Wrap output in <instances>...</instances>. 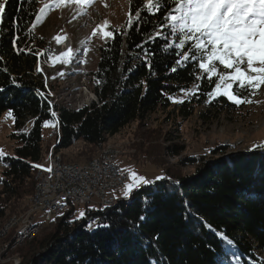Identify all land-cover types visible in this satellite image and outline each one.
<instances>
[{"label": "trees", "instance_id": "trees-1", "mask_svg": "<svg viewBox=\"0 0 264 264\" xmlns=\"http://www.w3.org/2000/svg\"><path fill=\"white\" fill-rule=\"evenodd\" d=\"M39 4L6 0L0 23V119L11 120L15 142L13 153L0 158V228L11 216L29 210L36 174L54 145L65 162L83 164L64 153L78 146L80 156L88 158L84 163L90 162L111 138L159 110L171 109L184 121L198 107H205L200 115L204 120L237 110L225 96L207 95L215 84L193 67L196 61L176 63L179 57L168 47L176 37L167 35V13L146 12L140 0L130 3V12L139 11L147 22L134 20L131 26L115 28L114 38L99 48L93 86L98 102L78 110L54 104L39 71L50 52L33 27ZM198 75L205 78L197 80ZM185 89L194 94L173 102ZM46 122L59 123L58 140H50ZM171 145L173 155L183 151ZM131 148L129 159L157 164L163 178L112 207L88 211L82 221L74 220L75 207L70 206L49 220L50 233L26 244L22 264H264L263 147L227 160H208L205 154L188 159L196 164L191 176L166 169L153 154L136 148L131 153ZM229 149L220 146L211 154L224 155ZM88 218L98 220L91 232ZM221 233L231 245L222 242ZM10 241L0 239V252Z\"/></svg>", "mask_w": 264, "mask_h": 264}, {"label": "rangeland", "instance_id": "rangeland-1", "mask_svg": "<svg viewBox=\"0 0 264 264\" xmlns=\"http://www.w3.org/2000/svg\"><path fill=\"white\" fill-rule=\"evenodd\" d=\"M0 3H6V0H0ZM145 3L147 4V0ZM45 4L49 5L46 16L42 22L37 23L36 21L35 23L36 34L47 45V50L50 51L46 55V59L39 63V71L43 74L45 88L54 104L58 103L69 110H78L90 106L96 100L93 86L96 81L94 72L99 62V48L113 39L112 37H104L103 32H98L97 35H93V32L98 29V26L107 22L108 27L104 31H111L114 36L115 28L121 29L128 25L131 10L130 2L129 0H94L93 4L83 8L76 3L57 8L55 7V0H40L39 8ZM57 37L60 38V42L57 41ZM63 38L69 42L70 46L67 50L64 48V51L59 52L58 46ZM69 49L73 50L74 58L68 64L60 62L58 58L62 57L63 53ZM220 70L230 71L223 69V66H220ZM186 97L184 92L178 98L173 99V102L182 101ZM248 98L252 100V103L237 105V110L223 113L217 117H210L211 120L201 118L200 115L205 109L204 106L198 107L194 116L187 121L176 118L170 113L171 109L159 110L149 115L143 122L133 123L125 128L118 136L111 138L106 146L122 149L123 153L116 160V164L123 171L135 172L148 182L162 179V168L150 162L143 165L141 162L129 159L127 154L130 152V146H134L138 152L153 154L154 158L158 161L161 160L159 162L166 169L174 168L179 170L182 175L191 176L195 173L196 164L187 163L188 159L205 154L208 156V160L213 159L212 157L227 160L230 155L246 153L264 145V85L261 86L257 95ZM54 114L55 117L58 116V113ZM29 127L30 124H28ZM53 129L52 126H48V134ZM13 133L14 128L11 120L6 117L1 118L0 150H2L3 155L13 153L15 148V142L11 138ZM50 140L53 141L51 133ZM171 144L179 145L183 151L173 155L169 150ZM220 146L229 147L228 153L213 156L211 151ZM134 149L131 150V153L135 152ZM64 154L71 161L78 163L84 164L88 159L80 156L78 146ZM48 157L46 162L42 164L44 167L47 166ZM3 169L4 165L1 164L0 170ZM36 178L37 174L35 182H37ZM129 183H131L130 178L127 184ZM142 185L144 184H141L140 187ZM125 190L126 186L115 191L114 196L117 199L125 198ZM135 190L133 189V191ZM100 209L101 207L95 204L75 206L74 220L82 221L87 216L88 211H100ZM81 212L84 213L83 217H80ZM34 216L37 223L42 226L35 238H42L51 232L53 226L45 220V212L37 211ZM10 218L2 227L10 221ZM86 224H92L89 218L86 220ZM12 233L16 232L12 231L10 236H0L1 240L11 238L10 243L0 252V264H19L20 261L22 264L24 262L23 254L28 248L26 244L32 240L13 248L11 243L14 235ZM19 248L22 251L17 253ZM263 255H261L262 258H264Z\"/></svg>", "mask_w": 264, "mask_h": 264}, {"label": "snow or ice", "instance_id": "snow-or-ice-1", "mask_svg": "<svg viewBox=\"0 0 264 264\" xmlns=\"http://www.w3.org/2000/svg\"><path fill=\"white\" fill-rule=\"evenodd\" d=\"M32 2L37 3L38 0ZM129 2L132 3L133 0ZM71 3L83 8L93 4L94 0H55V7ZM140 3L146 12L167 13L164 16L170 27L167 35L176 37L168 47L179 57L176 60L178 65L196 61L193 67H198L202 73L207 74L209 83L215 84L213 90L207 94L209 97L215 99L223 95L236 105L252 103L248 97L257 95L264 85V0H147L146 5L140 0ZM169 5L172 7L169 8ZM48 10V4L39 8L37 23L42 22ZM4 14L5 4L0 3V23ZM142 19L147 22L139 11L134 14L130 12L129 26L134 20ZM107 27L105 22L98 26L93 35L103 32L104 37L114 38L113 32L104 31ZM57 41L60 42L59 37ZM73 58V50L69 49L58 60L68 64ZM220 66L230 71H222ZM213 76L216 77L215 81ZM203 78V75L196 76L197 80ZM196 90H199V84H196ZM183 91L186 95L194 94V91L187 89ZM8 116L11 117V112ZM44 126L55 127V123L46 122ZM2 156L3 152L0 150V158ZM129 176L131 183L126 185V197L141 184L149 183L135 172H130ZM83 216L84 213L81 212L80 217ZM219 236L225 245H231L232 242L224 234Z\"/></svg>", "mask_w": 264, "mask_h": 264}, {"label": "built area", "instance_id": "built-area-1", "mask_svg": "<svg viewBox=\"0 0 264 264\" xmlns=\"http://www.w3.org/2000/svg\"><path fill=\"white\" fill-rule=\"evenodd\" d=\"M103 157V155H102ZM119 158V157H118ZM46 182L43 186L44 195L41 205L34 207L27 224H35V231L41 229V225L35 219V212L46 211L47 221L55 216L64 213L70 206H79L95 204L101 208H109L117 202L114 192L125 187L129 181V173L123 171L119 165H116V158L104 157V164H100L92 171L72 170V175H65V171L55 169L53 173H45ZM59 175L58 184H50V176ZM56 188H64V195L54 196V202H46V193H53ZM92 222L90 226H95V220L89 218ZM23 231L17 237H14L11 245L22 244ZM10 245V246H11Z\"/></svg>", "mask_w": 264, "mask_h": 264}, {"label": "bare ground", "instance_id": "bare-ground-1", "mask_svg": "<svg viewBox=\"0 0 264 264\" xmlns=\"http://www.w3.org/2000/svg\"><path fill=\"white\" fill-rule=\"evenodd\" d=\"M69 46H70L69 42L65 38H63L61 41V44H59L58 46V50L59 52H62V50L64 51V48L67 50ZM59 136H60V127H59V123L56 122L55 128L51 131V138L52 139L57 138L58 140ZM54 148H55V145L53 146V149L51 150V153L49 154L47 166L40 169L37 173V178H36L37 182H36L35 192H34V195H32L31 197L29 210L22 215L12 216V218H10V221L2 227V230L0 231L1 237L8 236L12 231L16 232L12 234L14 235V237H17L23 231V240L27 242L35 238V236H37V234L40 232V230H36V232L33 233L35 231V224H27V220L30 219L31 212H33L34 207H38L41 205L42 196L44 195L43 186L45 185V182H46L45 173H53L55 172V169H57L58 171H65V175H72V170L92 171L93 168H97V166H99L100 164H104V157L116 158L117 160L118 157L121 156L123 153L122 149L105 146V148L103 149L102 153L100 154L98 158L90 162L84 163V164H76V163H67L63 161L62 160L63 157L61 158L60 154L55 153ZM46 169H51V171H47ZM58 183H59V175H51L50 184H58ZM62 195H64V188H56L54 189V194L46 193V202H54V196H62ZM116 204L117 202L113 203L110 207ZM43 212L46 213V211H43ZM97 223H98V220H95V224ZM94 227L95 226L88 225L86 229L89 232H91L94 229ZM25 242H22V244ZM18 245H21V244H18ZM18 245H14V247Z\"/></svg>", "mask_w": 264, "mask_h": 264}, {"label": "water", "instance_id": "water-1", "mask_svg": "<svg viewBox=\"0 0 264 264\" xmlns=\"http://www.w3.org/2000/svg\"><path fill=\"white\" fill-rule=\"evenodd\" d=\"M95 98H96V96H95ZM94 102H98L97 98H96V100H94ZM260 151H261L262 153H264V147H263L262 149H260Z\"/></svg>", "mask_w": 264, "mask_h": 264}, {"label": "crops", "instance_id": "crops-1", "mask_svg": "<svg viewBox=\"0 0 264 264\" xmlns=\"http://www.w3.org/2000/svg\"><path fill=\"white\" fill-rule=\"evenodd\" d=\"M118 135H119V134H118ZM118 135H117V136H118ZM115 137H116V136H115ZM115 137H114V138H115ZM125 198H126V196H125Z\"/></svg>", "mask_w": 264, "mask_h": 264}]
</instances>
